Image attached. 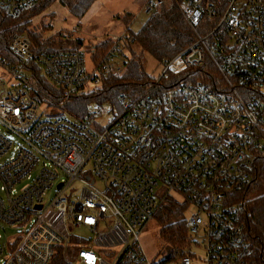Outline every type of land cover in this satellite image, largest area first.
<instances>
[{
	"label": "built area",
	"instance_id": "2783aa9c",
	"mask_svg": "<svg viewBox=\"0 0 264 264\" xmlns=\"http://www.w3.org/2000/svg\"><path fill=\"white\" fill-rule=\"evenodd\" d=\"M41 1L0 0V10L16 16ZM172 1L192 31L204 32L164 57L138 96L119 94L122 108L109 104L110 121L100 129L92 119L107 103L93 101L77 118L64 102L94 89L102 74L125 71L128 31L110 36L90 71L81 48L32 51L26 32L10 35L15 61L0 56V226H29L0 238V264H193L191 245L204 249L205 264H254L259 248L233 200L249 184L254 153L264 152V0ZM157 3L147 0L145 11ZM205 58L224 87L201 79L166 87L171 75ZM36 70L63 97H47L54 104L43 101L40 113L30 83ZM60 110L69 115H42ZM169 196L192 208L185 212L189 243L155 263L139 232ZM82 227L88 238L73 234Z\"/></svg>",
	"mask_w": 264,
	"mask_h": 264
},
{
	"label": "trees",
	"instance_id": "16d2710c",
	"mask_svg": "<svg viewBox=\"0 0 264 264\" xmlns=\"http://www.w3.org/2000/svg\"><path fill=\"white\" fill-rule=\"evenodd\" d=\"M49 0H42L34 7L27 9L16 16H10L0 10V56L15 61L10 51V35L14 32H26L32 42L31 50H75L79 49L84 41L81 37H72L60 32L62 39L43 37L41 30L32 27V18L48 7ZM96 0H58L75 17L81 18ZM127 24L131 40L125 45L127 54L123 55L122 64L125 71L121 75L102 74L100 83L94 89L81 91L67 99L64 104L75 117H82L87 112V105L93 101L119 106L124 101L118 99L123 94L126 100L138 96L153 79L144 69L145 55H150L160 66L164 57H169L183 49L193 40V31L184 19L177 3L171 0H158L155 9L149 13L146 20L137 30H131L130 24L133 14L123 12L116 16ZM111 39L107 37L92 45L89 56L97 62L107 52ZM57 43V47L51 44ZM201 79L213 88H220L222 79L217 69L213 68L205 58L200 65L189 66L184 71L171 75L166 87H174L178 82ZM33 97L38 101H46L51 97L57 103L63 101L60 92H57L37 70L30 79ZM72 100V101H70ZM249 184L236 192L233 201L241 204V217L245 225V235L252 246L259 249L252 251L251 262L264 264V152H255L249 166ZM186 201H179L171 196L166 197L154 214L159 226L158 235L170 247L165 260L174 258L173 250L183 248L189 243L188 224L185 217ZM59 251H71L62 249Z\"/></svg>",
	"mask_w": 264,
	"mask_h": 264
},
{
	"label": "rangeland",
	"instance_id": "374dc122",
	"mask_svg": "<svg viewBox=\"0 0 264 264\" xmlns=\"http://www.w3.org/2000/svg\"><path fill=\"white\" fill-rule=\"evenodd\" d=\"M172 1V0H171ZM48 7L41 11L38 15L32 18V27L36 30H41L43 37H49L54 39H62L59 35L62 32L64 35L71 34L72 37H81L84 44L80 47L85 52V67L87 70L93 68L91 58L89 57L90 47L102 39L110 37L111 35L119 34L127 31V24L123 19L116 18L123 12H129L133 14V19L130 24L131 30H137L148 17L149 13L145 11V5L147 0H96L90 9L81 17L73 16L65 6H62L58 0H49ZM203 29H197L193 31V37L197 34L203 33ZM53 47H57V43L51 44ZM207 62L215 69V64L207 58ZM144 69L150 76H156L160 70L157 65V61L150 55H145ZM218 71V70H217ZM14 83L16 81H13ZM224 82H221L220 87H224ZM59 92V90H56ZM72 101V100H70ZM92 102L88 103L87 107H93ZM47 106V103L43 102L39 113ZM106 111H104L98 117L92 119L93 126L100 129L105 126L111 118V111L109 104H104ZM43 116L54 117L56 115H69L68 112L60 110L59 112H43ZM13 139L15 136H12ZM25 182L19 184L17 187L21 188ZM80 185L75 182L71 187L67 189V196L72 198L78 191ZM53 192V190H52ZM50 193V196L53 193ZM173 198L182 201L178 197ZM192 212V208L186 210V216L189 217ZM29 225L17 226V225H4L0 226V238L1 242H5L10 238L17 236L21 230H25ZM159 226L156 223L154 217L148 221L141 231L139 232V241L146 255L155 263L163 262L164 258L168 255L170 247L159 238L158 235ZM73 234L88 238L90 232L85 228H76ZM187 246V244L185 245ZM184 246V247H185ZM189 251V247L187 252ZM190 252L192 255L193 264H205L203 261L206 258L204 249L201 246L191 245ZM180 254V253H179ZM177 254L176 256H179ZM162 264H165L162 263Z\"/></svg>",
	"mask_w": 264,
	"mask_h": 264
}]
</instances>
